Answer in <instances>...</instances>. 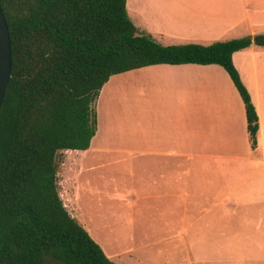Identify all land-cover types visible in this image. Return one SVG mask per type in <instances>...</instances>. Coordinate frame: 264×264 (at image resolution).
Instances as JSON below:
<instances>
[{
	"label": "crops",
	"instance_id": "crops-1",
	"mask_svg": "<svg viewBox=\"0 0 264 264\" xmlns=\"http://www.w3.org/2000/svg\"><path fill=\"white\" fill-rule=\"evenodd\" d=\"M137 3L138 8L126 0L127 12L163 38L162 45H208L264 33V0ZM258 48L251 45L232 55L258 115L255 149L244 104L218 65L145 66L113 75L103 85L94 103L96 134L87 150H75L84 152L80 162L78 156L66 161V171L76 170L60 197L78 222L90 208L86 201L92 209L122 211L127 225L117 241L126 250L106 254L114 264H158V259L171 264L164 254L127 251L135 243L154 241H218L234 251L240 247L228 243L254 241L264 250V51ZM88 162L89 168L120 170L114 172L117 181L110 178L115 189L108 198L85 188L81 177ZM108 199L114 203L105 206ZM98 225L111 231L119 226L105 219ZM255 260L264 263L263 253Z\"/></svg>",
	"mask_w": 264,
	"mask_h": 264
},
{
	"label": "trees",
	"instance_id": "trees-1",
	"mask_svg": "<svg viewBox=\"0 0 264 264\" xmlns=\"http://www.w3.org/2000/svg\"><path fill=\"white\" fill-rule=\"evenodd\" d=\"M12 68L0 109V264H114L67 211L59 152L84 151L97 131L94 103L108 79L145 66L218 65L243 104L252 149L258 115L234 52L264 33L208 45H162L141 33L126 0H0Z\"/></svg>",
	"mask_w": 264,
	"mask_h": 264
},
{
	"label": "rangeland",
	"instance_id": "rangeland-1",
	"mask_svg": "<svg viewBox=\"0 0 264 264\" xmlns=\"http://www.w3.org/2000/svg\"><path fill=\"white\" fill-rule=\"evenodd\" d=\"M133 2L138 5L137 0ZM131 2H128V4ZM138 8V6H137ZM128 14L131 17V19L134 21L137 29L139 32L150 35L155 41H157L160 44H164L162 39L158 40V37H154L152 35V31L149 28L142 27L137 20V15L131 10H128ZM257 35V34H256ZM241 37L249 36V35H240ZM253 36V35H251ZM166 41V40H164ZM178 44H186V43H173L171 45H178ZM201 44V43H198ZM211 44V43H210ZM258 50L264 51V48H258ZM96 103V101H95ZM84 152H79L75 150H66L59 152V168L57 173V184H58V192L61 195L62 187L68 186L71 183H73V176H74V169L73 167H70L69 171H66L64 169L66 161L69 160H75L74 156H78L76 158L77 162H80V157L83 155ZM92 163L88 162L86 165L85 173L82 175L81 179H84L82 182L84 183V186L87 190L92 191V193H98L102 192L105 194L104 198H108L110 193L115 189V183L111 181L110 178H115L117 181V175L114 172L120 171L118 169H106L101 170L97 167H90ZM73 166V162L71 164ZM76 175V174H75ZM63 177V178H62ZM66 181L64 182L63 180ZM123 181L126 180V178H122ZM76 183L78 182V178L76 175ZM72 190V188L67 189ZM115 192V191H114ZM101 194L100 196L103 197ZM85 206H89L91 208V202L86 201ZM114 202L107 200V203L105 206L112 205ZM90 208H86L84 211L86 213V217L81 216L79 217V223L85 224L83 225L85 229H87V232L93 233L91 234L93 236V239L101 246L105 254L110 255L111 257L115 256L116 254H121L125 252L126 248H124V243H121L117 241L118 232L120 229H126L127 223H125V217L122 215V211L117 209L109 210L106 207L103 208H97L92 209L93 210V217L94 220L91 218L92 210ZM69 213H74V210L71 209L68 206ZM102 219H105L108 222V225L116 222L119 226L117 229L112 230L110 227L106 230L104 227L98 225V223ZM77 220V219H76ZM95 222V223H94ZM92 228L94 230L92 231ZM257 227H253L252 229H255ZM250 229V230H252ZM253 238V236H252ZM245 242L242 241L240 243H228L232 245H238L240 247L237 250H229L227 249V245L225 242L220 243L218 241H154V242H144V243H135L132 245V247L127 248V251H132L131 255L139 252L151 254H164L168 257V261H171V264H264L261 262H257L255 260V256L264 255V250H260L257 248L256 242L252 241ZM259 243V242H258ZM261 245V243H259ZM123 250V251H122ZM242 250V252H241ZM260 250V251H259ZM241 252V253H240ZM262 252V253H261ZM135 253V254H136ZM146 254V255H147ZM115 260V259H114ZM161 260L158 259V264L162 263ZM113 261V260H111Z\"/></svg>",
	"mask_w": 264,
	"mask_h": 264
},
{
	"label": "water",
	"instance_id": "water-1",
	"mask_svg": "<svg viewBox=\"0 0 264 264\" xmlns=\"http://www.w3.org/2000/svg\"><path fill=\"white\" fill-rule=\"evenodd\" d=\"M12 68V53L9 30L0 5V109L4 101Z\"/></svg>",
	"mask_w": 264,
	"mask_h": 264
}]
</instances>
